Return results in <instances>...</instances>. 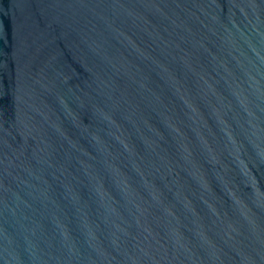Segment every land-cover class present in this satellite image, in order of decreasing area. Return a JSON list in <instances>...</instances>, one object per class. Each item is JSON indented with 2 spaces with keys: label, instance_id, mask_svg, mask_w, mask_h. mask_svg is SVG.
<instances>
[{
  "label": "water",
  "instance_id": "obj_1",
  "mask_svg": "<svg viewBox=\"0 0 264 264\" xmlns=\"http://www.w3.org/2000/svg\"><path fill=\"white\" fill-rule=\"evenodd\" d=\"M0 264H264V0H0Z\"/></svg>",
  "mask_w": 264,
  "mask_h": 264
}]
</instances>
